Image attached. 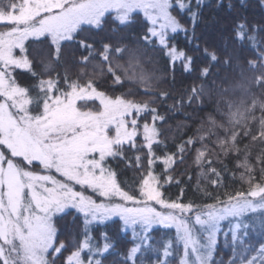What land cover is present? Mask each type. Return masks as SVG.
Here are the masks:
<instances>
[{
	"label": "snow or ice",
	"instance_id": "1",
	"mask_svg": "<svg viewBox=\"0 0 264 264\" xmlns=\"http://www.w3.org/2000/svg\"><path fill=\"white\" fill-rule=\"evenodd\" d=\"M204 6L205 0H0V264L61 258L62 264H104L117 243L105 231L97 238L93 229L114 217L120 232L131 234V247L117 253L121 264H225L215 256L220 234L231 251L227 264H264V28L237 18L220 43L204 48L199 85L167 109L196 105L195 131L173 139L175 150L168 145V119L155 106L170 92L154 95L153 81L161 78L146 68L147 52L159 50L173 72L177 62L193 70V58L170 45L169 33L187 36L181 22L187 15L194 36ZM106 14H112L113 36L130 27L133 14H142L147 31L133 40H101L99 47L77 40L83 25L102 31ZM29 38L47 42V51L37 48L30 58ZM77 47L88 53L78 62ZM54 66L64 67L63 78L52 76ZM73 67L80 69L76 79ZM17 70L33 83L20 84ZM104 76L114 85L138 82L151 101L110 95L96 83ZM112 161L138 175L122 183ZM192 168L202 198L186 200L184 188L176 199L166 196L165 186L181 185L183 175L190 181ZM237 171L240 186L230 188L226 177L234 182ZM157 226L175 236L154 240Z\"/></svg>",
	"mask_w": 264,
	"mask_h": 264
},
{
	"label": "trees",
	"instance_id": "2",
	"mask_svg": "<svg viewBox=\"0 0 264 264\" xmlns=\"http://www.w3.org/2000/svg\"><path fill=\"white\" fill-rule=\"evenodd\" d=\"M218 0H205V6L200 12V19L195 25V32L193 36L192 24L188 19L187 15H185L181 22L185 24L188 28V34L185 35L184 32H178L176 34L169 35V43L170 45H175L179 49H183L187 55L193 58L192 71L185 72L183 68V64L177 62L175 65V71L173 72L171 66L168 64V57L164 55L162 51H148L145 56L146 68L148 71H154L156 75L160 76V81H153L154 87V95L158 96L161 89L170 92V98L166 103L161 104L158 101L155 103V106L160 110L161 114L165 115L168 119V125H170V130L168 131L167 139L168 145L172 150H175V144L173 143V139L176 142H179L181 137L186 138L188 135H191L195 131V126L198 123V120L192 118V113H194L196 105H192L188 107L185 104L184 109L177 110L175 112H168L167 109L172 105L173 101L178 100L181 95L186 91L190 90L193 86H198L200 80L198 77L200 76L201 69L205 66V60L202 56L203 50L206 46H210L216 43H220L222 39V30L230 29L232 26L233 20L237 18L246 19L249 25H260L264 28V8L258 7V0H223V4L220 7H217ZM231 3L232 8L229 10L228 4ZM134 19L130 27L125 28L123 31L118 32L116 36L112 35V29L115 27L113 24L112 14H107L105 16V23L103 25V30L97 32L96 29H89V26H82L85 30L81 31L77 37L79 39H87L89 42H95L97 47L100 46L101 40H106L109 38L116 39L119 37H123L127 40H133L137 36L142 35L147 31L145 27L146 21L144 20L141 14H133ZM226 35V33H225ZM191 41V42H190ZM197 45H199V49H197ZM26 47L28 49V55L30 58H36V50L37 48H42L47 51V42L37 45L35 40H30L26 43ZM65 51H68L65 48ZM76 51V61H79L80 53L83 52V55H88L86 51L75 48ZM242 55L246 59H250L252 57V53L244 52ZM123 62V61H122ZM91 65H89V71H91ZM79 67H73L71 69V79H76L79 74ZM213 73L217 71V69H212ZM56 72L60 73L61 78L64 75V67H55L52 71V76L55 77ZM237 71V75H238ZM223 75V73H221ZM249 75H251L249 73ZM16 76L20 84L22 85H31L33 83L31 75L26 71L17 70ZM83 83H86V78H83ZM97 85L101 90L107 91L110 95H119L121 93L131 94L130 98H135L139 101L150 100L151 96H144L142 93L144 89L139 83H133L132 81L126 80L124 85H114L111 83L110 78L107 76L99 77L96 80ZM208 83H211V78H209ZM63 86V85H62ZM114 90V91H113ZM257 94H259L257 92ZM179 109V106H177ZM189 115V119L185 120V114ZM202 115V114H201ZM257 117H259V110L256 112ZM147 119H151L147 117ZM141 124L144 122L140 121ZM168 126L166 125V128ZM246 142V141H245ZM255 151V150H254ZM127 155L129 157H133L134 162V153L131 149L128 150ZM255 157L253 156V160ZM229 166L235 169V165L232 159L228 160ZM145 169L147 167V161H144ZM111 166L117 171L119 180L124 182H129L133 179L134 174L138 175V170L127 168L125 163L120 161H112ZM217 167H220L217 164ZM163 165L157 162L155 166V170L157 172L162 171ZM179 171V170H178ZM191 171L192 176L189 181L187 175L180 176L179 179L183 181L181 185H166L165 186V195L171 197L172 199H176L181 194V188H184V198L186 200L189 199H201L202 193L196 190L197 186V175L196 169H189ZM259 170L257 169V172ZM201 186L205 185V181L201 179ZM225 183L230 188H238L240 186L239 180V171H237V178L233 182L231 177H226ZM211 188V185H207ZM71 212V211H69ZM72 219V216H66L64 220L60 223L61 225H65ZM79 223V221H77ZM258 224L259 221L256 220ZM120 221L115 219L112 221H108L106 225L96 226L94 230V234L97 238H99L100 232L105 231L108 235L114 239L117 243V247L112 254L106 255V258H102L104 260V264H121L122 257L117 253L126 252L127 248L131 247V234H124L120 232ZM227 230V222H223L222 231ZM154 240H164L175 236L173 230L169 229H161L156 228L153 229L151 233ZM219 245L218 251L216 252V260L223 259L225 264L229 257L231 256L230 248H226L224 244L225 237L223 234H220L219 237ZM230 239V238H229ZM68 253H65L66 256ZM152 259H155L153 256ZM172 260V258H169ZM63 258L57 261V264H62Z\"/></svg>",
	"mask_w": 264,
	"mask_h": 264
},
{
	"label": "rangeland",
	"instance_id": "3",
	"mask_svg": "<svg viewBox=\"0 0 264 264\" xmlns=\"http://www.w3.org/2000/svg\"><path fill=\"white\" fill-rule=\"evenodd\" d=\"M107 15V14H106ZM142 15V14H141ZM83 26H87V25H83ZM0 30H3V26H0ZM172 33H169V35H171ZM30 40H35L34 38H29L26 42H25V44L28 42V41H30ZM15 51V53L17 54V55H21V53H20V50L19 49H15L14 50ZM98 201L100 200V198L99 197H95ZM157 208H158V206H157ZM69 211H71V212H73L74 210H69ZM115 219H117V220H119V218L118 217H114L113 218V220H115ZM156 228H159L158 226L157 227H155L154 229H156ZM166 230V229H165ZM169 230H173L174 231V233H175V230L174 229H169ZM130 233V232H129Z\"/></svg>",
	"mask_w": 264,
	"mask_h": 264
}]
</instances>
